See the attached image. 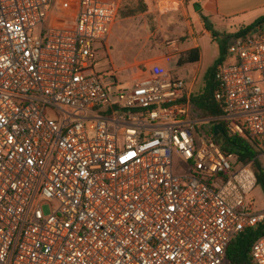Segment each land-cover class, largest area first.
Instances as JSON below:
<instances>
[{"label": "built area", "instance_id": "2783aa9c", "mask_svg": "<svg viewBox=\"0 0 264 264\" xmlns=\"http://www.w3.org/2000/svg\"><path fill=\"white\" fill-rule=\"evenodd\" d=\"M52 2L0 0V264H230L264 209L213 127L251 138L264 174V22L229 41L221 115L204 118L156 61L123 82L98 69L120 0H78L73 27L45 28ZM251 257L264 264V234Z\"/></svg>", "mask_w": 264, "mask_h": 264}, {"label": "rangeland", "instance_id": "374dc122", "mask_svg": "<svg viewBox=\"0 0 264 264\" xmlns=\"http://www.w3.org/2000/svg\"><path fill=\"white\" fill-rule=\"evenodd\" d=\"M77 3L78 0H53L51 8L44 18V27L57 28L60 21L63 26L72 27L73 20L70 13L76 11ZM249 22L247 21L244 26H247ZM181 24L179 9L165 0H121L117 24L107 41L109 53L107 55L104 48L97 51L100 61L97 65L98 69L102 71L107 67L109 70L118 71L120 73L119 81L123 82L129 80L136 71V67L141 66L143 62L164 59L174 53L180 56L188 40L184 35H180ZM215 24L210 30L216 33L220 39L228 40V42L240 28L244 27L236 23ZM35 33H39L38 28ZM201 46L203 56L200 63L189 66L185 76L197 75L194 86L195 94L202 91L204 73L217 56L216 44L209 37L202 38ZM179 56H177V61ZM107 62L108 65H106ZM231 63L232 58L225 56L223 64ZM175 66L173 64V67ZM182 72V70H175L172 74L181 75ZM174 161L176 163V157H174ZM249 199L254 202L256 209H264V194L259 188L254 189ZM44 210L47 212L46 208Z\"/></svg>", "mask_w": 264, "mask_h": 264}, {"label": "trees", "instance_id": "16d2710c", "mask_svg": "<svg viewBox=\"0 0 264 264\" xmlns=\"http://www.w3.org/2000/svg\"><path fill=\"white\" fill-rule=\"evenodd\" d=\"M120 10V7H119ZM119 13V12H118ZM264 22V16L259 17L251 24L240 28L235 35L241 34L258 23ZM210 30V27L207 28ZM218 46V57L204 73V87L201 92L191 96V104L195 112L201 117H218L221 115L219 104L213 99V91L216 87L214 72L216 67L225 59L227 53L228 40L220 39L216 33L212 32ZM230 39V37H229ZM199 60L198 48H193L180 54L177 63H195ZM223 125V122H221ZM224 128V125H223ZM216 140L225 153H233L242 165L248 166L255 175L256 184L264 182V174L261 171L260 150L257 144L251 139L229 136L224 128V134L216 137ZM264 234V225L255 230H245L236 236L230 243L226 251V259L230 264H254L251 257V247L255 240Z\"/></svg>", "mask_w": 264, "mask_h": 264}, {"label": "crops", "instance_id": "0c3cea01", "mask_svg": "<svg viewBox=\"0 0 264 264\" xmlns=\"http://www.w3.org/2000/svg\"><path fill=\"white\" fill-rule=\"evenodd\" d=\"M168 3H172L179 9L182 20V30L180 35H184L188 38L184 48L181 53L188 51L193 48H198L199 50V60L195 63L178 64L177 56L179 54L174 53L167 56L164 59L155 60L158 64L165 67L171 75L175 70H182L183 74H175L178 78L183 79L187 86L191 89L192 95H195V82L196 76L185 77L187 75L186 69L191 65H197L200 63L203 52L201 46V40L205 36L209 37L216 44V58L218 57V46L215 41V37L212 35V31L208 30L206 22H210V28L214 27L218 23L219 25H227V23H236L238 25L244 26L247 21L249 24L254 22L261 16H264V0H165ZM121 2V0H120ZM198 5V9L196 6ZM70 17L73 20V26L75 25V12L70 13ZM113 26L109 36L111 35L114 27ZM248 24V25H249ZM58 25L63 26L60 21ZM72 26V27H73ZM109 38V37H108ZM108 41V40H107ZM107 55L109 53L106 44ZM176 60V61H175ZM145 63V62H143ZM143 63L141 66H143ZM109 63L107 62L106 65ZM173 64L176 66L173 67ZM197 73V72H196Z\"/></svg>", "mask_w": 264, "mask_h": 264}, {"label": "water", "instance_id": "95a60500", "mask_svg": "<svg viewBox=\"0 0 264 264\" xmlns=\"http://www.w3.org/2000/svg\"><path fill=\"white\" fill-rule=\"evenodd\" d=\"M196 8L197 9L199 8L198 5L196 6ZM206 25H207V27H209L210 26V23L209 22H206ZM213 133H214L215 136L223 135L224 134V131H223L222 126L220 124L215 125L213 127ZM259 188H260L262 194H264V182H260Z\"/></svg>", "mask_w": 264, "mask_h": 264}]
</instances>
